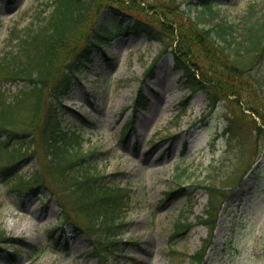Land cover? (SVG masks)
Wrapping results in <instances>:
<instances>
[{
  "label": "rangeland",
  "instance_id": "rangeland-1",
  "mask_svg": "<svg viewBox=\"0 0 264 264\" xmlns=\"http://www.w3.org/2000/svg\"><path fill=\"white\" fill-rule=\"evenodd\" d=\"M45 1L0 0V56L17 43L9 38L13 27L18 34L39 20L41 12L46 15ZM251 6L264 15V0H230L221 5V15L237 20ZM127 10L143 20L154 18ZM96 51L93 62L73 76L60 109L65 128L83 124L78 129L83 148L98 151L94 157L102 171L131 189L126 223L118 230L121 242L107 264H188L190 255L207 242L210 248L203 264H264V159L260 157L251 171L249 159L241 161L242 146L221 135L227 123L224 115L230 112L226 101L210 115L206 93L191 92L172 53H164L163 44L145 34H119L105 47L106 55ZM254 56L243 54L237 61L248 68ZM252 73L264 75L263 50ZM22 85L17 80L0 82V91L11 95ZM254 90L264 100V81ZM140 93L146 106L135 103ZM245 97L249 98L247 92ZM82 115L90 122H83ZM130 120L135 128L122 140ZM39 168L32 157L20 173L28 177ZM240 174H245L242 180ZM208 183L226 194L232 191L213 233L198 224L208 209L209 193L201 187ZM171 190L177 191L175 197L168 195ZM60 218L54 195L20 197L11 181H0V228L9 237L0 264H100L91 255L90 236L54 228ZM182 218L196 225L176 237L175 227ZM16 251L13 261L10 253Z\"/></svg>",
  "mask_w": 264,
  "mask_h": 264
},
{
  "label": "trees",
  "instance_id": "trees-1",
  "mask_svg": "<svg viewBox=\"0 0 264 264\" xmlns=\"http://www.w3.org/2000/svg\"><path fill=\"white\" fill-rule=\"evenodd\" d=\"M226 1L230 0H47L46 15L41 12L39 20L18 34L14 27L10 30V40L17 43L0 56V82L17 80L23 85L11 95L0 91V181H11L20 197L54 195L61 209V221L54 228L90 236L91 255L100 264L108 263L121 242L118 230L126 221L131 189L102 171L94 157L98 151L84 150L78 131L83 124L76 129L62 125V98L72 89L73 76L93 62L97 49L106 55L105 47L119 34H145L163 44L164 53H172L191 92L206 93L210 115L226 101L230 112L224 115L227 123L220 133L236 139L242 146L241 161L249 159L253 171L260 157L264 159V100L254 90L264 75L252 73L264 51V15L251 6L239 19H228L221 15ZM127 8L154 18L143 20ZM243 54L255 55L248 68L237 61ZM154 68L155 63L149 75ZM135 103L146 106L147 99L140 93ZM182 103L185 108L187 102ZM82 120L90 122L84 115ZM134 123L127 122L121 139ZM32 157L40 168L25 177L20 172ZM201 187L208 191L209 202L198 223L213 233L232 191L226 194L212 183ZM176 192L168 195L175 197ZM193 226V221L179 219L174 234L183 235ZM8 238L0 228V255ZM209 245L191 255L189 264H202ZM18 253H10L13 261Z\"/></svg>",
  "mask_w": 264,
  "mask_h": 264
}]
</instances>
